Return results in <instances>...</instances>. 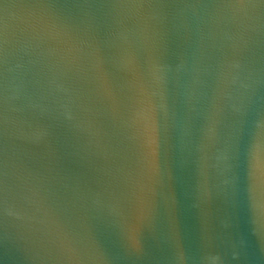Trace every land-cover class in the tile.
I'll return each mask as SVG.
<instances>
[{
	"label": "water",
	"instance_id": "obj_1",
	"mask_svg": "<svg viewBox=\"0 0 264 264\" xmlns=\"http://www.w3.org/2000/svg\"><path fill=\"white\" fill-rule=\"evenodd\" d=\"M0 264H264V0H0Z\"/></svg>",
	"mask_w": 264,
	"mask_h": 264
}]
</instances>
